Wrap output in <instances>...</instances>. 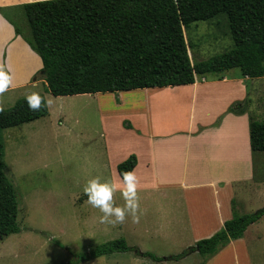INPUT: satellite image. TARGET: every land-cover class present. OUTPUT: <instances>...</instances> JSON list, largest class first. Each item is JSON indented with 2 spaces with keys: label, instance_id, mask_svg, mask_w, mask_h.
<instances>
[{
  "label": "trees",
  "instance_id": "obj_1",
  "mask_svg": "<svg viewBox=\"0 0 264 264\" xmlns=\"http://www.w3.org/2000/svg\"><path fill=\"white\" fill-rule=\"evenodd\" d=\"M21 6L30 27L29 44L41 57L48 91L55 96L186 85L197 76L234 67L249 78L264 77V0H40ZM220 15L227 19L232 47L193 62L185 29ZM40 96L37 111L29 110L26 96L10 107L0 106V238L20 231L15 189L4 172L2 131L47 115ZM248 107L244 99L228 111L243 114ZM249 127L253 152H264V120L251 117ZM136 164L134 154L120 162V177ZM232 208L233 217L220 230L179 253L158 256L119 237L71 253L65 264L128 251L154 261H178L192 253L210 259L264 216V206L243 215L237 214L234 201Z\"/></svg>",
  "mask_w": 264,
  "mask_h": 264
},
{
  "label": "rangeland",
  "instance_id": "obj_2",
  "mask_svg": "<svg viewBox=\"0 0 264 264\" xmlns=\"http://www.w3.org/2000/svg\"><path fill=\"white\" fill-rule=\"evenodd\" d=\"M11 16L15 30H20L18 35L25 36L29 43L31 32L23 8H17ZM185 36L193 62L218 55L233 44L224 15L192 23L185 29ZM247 80L249 92L241 100L247 99L250 107L253 99L250 119L264 120V77ZM32 92L44 97L48 114L2 131L4 172L15 189L20 231L0 238V264H65L72 254L88 252L119 237L158 256L187 248V231L178 223L182 213H171L172 207L163 198L160 204L164 205L157 207L153 199L146 201V196L143 199L137 193L139 221L133 223L126 216L124 223L110 225L99 223L101 213L88 204L83 192L87 180L93 177L115 183L104 136H110L112 144L126 139L132 146L126 130L149 126L146 95L128 90L55 96L44 79L38 86L31 85L13 95L3 107L11 106L15 97ZM256 173L259 175L257 169ZM261 189L248 204L239 205L238 215L264 206V187ZM119 195V190L113 194L114 205L122 206L124 200ZM208 260L196 253L180 262L165 263L128 251L80 264H205ZM252 264H264V252L263 256L254 255Z\"/></svg>",
  "mask_w": 264,
  "mask_h": 264
},
{
  "label": "crops",
  "instance_id": "obj_3",
  "mask_svg": "<svg viewBox=\"0 0 264 264\" xmlns=\"http://www.w3.org/2000/svg\"><path fill=\"white\" fill-rule=\"evenodd\" d=\"M33 1L40 0H0V68L7 70L11 81L0 93L1 107L13 95L44 81L41 57L25 36L16 33L11 18V12ZM234 68L197 77L192 84L132 89L147 97L148 128L121 129L132 146L126 139L112 144L110 136H104L115 183L122 184L117 165L134 154L137 193L146 201L153 199L157 207L164 205L163 198L171 213H182L178 223L187 231V246L220 230L232 218L233 201L237 211L264 187V152L254 153L250 142L248 111L253 99L248 113L228 111L231 102L249 92V77ZM19 98L12 99V105ZM262 247L264 216L205 264H252L254 255L263 256Z\"/></svg>",
  "mask_w": 264,
  "mask_h": 264
},
{
  "label": "clouds",
  "instance_id": "obj_4",
  "mask_svg": "<svg viewBox=\"0 0 264 264\" xmlns=\"http://www.w3.org/2000/svg\"><path fill=\"white\" fill-rule=\"evenodd\" d=\"M10 77L0 68V93H3L10 85ZM29 110L37 111L41 107V96L38 92H32L25 97ZM122 184H117L108 180L101 181L98 177L87 180L83 192L87 197V202L93 208L98 209L101 215V224H122L125 217H131L133 223L139 221L140 212L139 200L137 196L138 180L134 171H127L121 174ZM119 190L124 200L122 206L114 205L113 194ZM142 214V212H141Z\"/></svg>",
  "mask_w": 264,
  "mask_h": 264
}]
</instances>
